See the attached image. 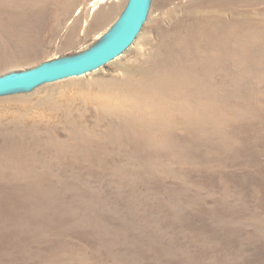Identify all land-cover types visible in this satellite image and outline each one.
Wrapping results in <instances>:
<instances>
[{
    "label": "rangeland",
    "instance_id": "rangeland-1",
    "mask_svg": "<svg viewBox=\"0 0 264 264\" xmlns=\"http://www.w3.org/2000/svg\"><path fill=\"white\" fill-rule=\"evenodd\" d=\"M127 2H0V76L88 51L114 29ZM219 2L150 0L134 41L114 60L0 96V172L9 159L18 169L36 153L52 178L47 194L43 165L35 162V210L12 218L6 212L14 193L0 173V264H264L262 79L256 120L239 115L242 76H264V3L232 2L223 12ZM222 13L233 19L231 32L239 19L245 29L231 45L229 102L215 108L219 117L193 135L110 136L118 121L101 116V88L147 67L178 23L213 24Z\"/></svg>",
    "mask_w": 264,
    "mask_h": 264
},
{
    "label": "bare ground",
    "instance_id": "bare-ground-1",
    "mask_svg": "<svg viewBox=\"0 0 264 264\" xmlns=\"http://www.w3.org/2000/svg\"><path fill=\"white\" fill-rule=\"evenodd\" d=\"M7 1L16 4L19 0ZM98 1L100 0H97V3ZM238 1L247 3L246 5L264 3V0H220L217 4L225 12L226 5ZM0 2L6 3V0H0ZM214 18L216 20L213 24L201 21V24L196 22V24L183 26L178 23V28L166 34L155 59L149 62L147 67L137 71L129 69L120 79H117L118 82L101 88L99 94L95 96L101 116L113 115L112 117L116 118L118 123L120 122L119 124L111 123L110 136L193 135L198 129L208 128L214 118L219 117L215 108L229 102V76L226 62L232 57L234 51L231 48L232 43L234 41L237 43L244 38L242 34L245 28L243 27L242 33L240 30L244 23L241 24V20L237 18L239 24H236L235 31L231 32L228 26L233 19L230 16L227 18L222 13ZM257 32L260 36V31L257 30ZM260 41H262L260 50L263 56L264 41ZM238 50L239 47L235 53L239 52ZM246 51L248 54L250 48ZM193 58H196V61H190L187 65L186 61ZM242 64L253 70L260 68L259 64L249 60L242 61ZM261 79L264 81V76L256 74L242 76L244 92L241 96L239 115L245 122L251 118L256 120L259 108L263 106L260 104L261 97L258 96L260 91L257 90ZM245 122V128L248 129L249 123ZM115 124L117 125L114 126ZM55 143L52 146H58L59 142ZM46 152L48 153V150ZM31 159L33 160L23 163L18 169L9 159L6 170L0 172L1 177L2 175L5 177V181L11 182L10 188L14 193V201H8L14 204L10 211L6 212L12 214L13 216H10L12 218L23 217L25 216L23 214L32 213L35 210L36 202L39 200L38 192L35 190L39 180L36 171L38 163L42 164L44 169L42 179L44 182L41 186L47 194L50 191L49 183L52 178L46 158H40L35 153V157ZM37 161L38 163L35 164ZM25 187L28 189L23 195L21 189ZM7 197L10 199V196ZM16 199L27 203L24 211L17 206Z\"/></svg>",
    "mask_w": 264,
    "mask_h": 264
},
{
    "label": "water",
    "instance_id": "water-1",
    "mask_svg": "<svg viewBox=\"0 0 264 264\" xmlns=\"http://www.w3.org/2000/svg\"><path fill=\"white\" fill-rule=\"evenodd\" d=\"M150 0H128L114 29L88 51L74 57L0 76V96L32 90L40 85L79 77L120 56L143 25Z\"/></svg>",
    "mask_w": 264,
    "mask_h": 264
}]
</instances>
